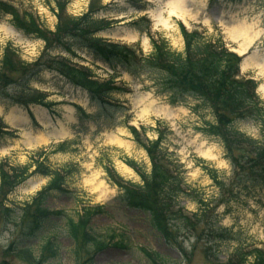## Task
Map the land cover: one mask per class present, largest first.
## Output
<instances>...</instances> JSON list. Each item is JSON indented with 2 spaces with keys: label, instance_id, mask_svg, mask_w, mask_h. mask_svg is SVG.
Here are the masks:
<instances>
[{
  "label": "rangeland",
  "instance_id": "1",
  "mask_svg": "<svg viewBox=\"0 0 264 264\" xmlns=\"http://www.w3.org/2000/svg\"><path fill=\"white\" fill-rule=\"evenodd\" d=\"M18 8L22 13L33 15L41 27L47 31H56L58 18L55 15L56 3L68 1V12L72 16L83 17L90 10L92 0H6ZM185 9L191 14L190 18H184L188 30H199L214 38H222L234 51L241 52L242 41L229 39L217 27L214 19L256 20L261 36L250 48L245 51L241 74L243 78H252L260 85H264V68L260 70L258 64L264 66V0H185ZM103 5L115 4L113 10L99 13L98 19L107 20L113 28L112 32L101 34V37L113 42H121L130 46H141L144 54L152 50L150 40L129 24L137 22L141 18H149L152 22L153 34H162L169 43L178 51L185 47L183 35L180 29V20L167 13L160 12L159 5L152 4L148 0H138L136 5L123 0H102ZM207 17L211 21V28L205 27L201 21ZM137 36V37H136ZM136 37V38H135ZM11 45L17 51L21 61L27 64L45 60H62L71 63L72 67L88 68L93 72L94 78L99 82H107L114 77L122 92L115 94V98L126 103L132 124L140 127L147 126L152 132L147 136L151 140L157 138L154 128L161 123V127H168L169 133L165 139V147L174 153L176 161L183 165L186 184L210 204L216 214L224 215L220 225H223L231 235L230 241H225L220 246V260L226 262L236 248L244 246L245 249H264V196L248 199L247 204H232L230 212L226 210L221 201L225 193L210 178L205 169H213L218 172L220 181L230 185L234 178V171L230 162L226 160L222 141L209 136L203 131L207 123H214L213 116L208 110L196 112L195 100L187 104H169L168 98L148 91L142 84L127 74L112 75L111 70L98 59H94L87 52L76 50V55L70 57L66 52L58 53L56 50L45 54L44 41L25 37L20 31L14 29L10 16L0 17V54L4 55L5 49ZM60 54V55H59ZM248 63L249 65H246ZM34 87L42 93H49L45 103L49 106L33 105L31 108L37 123L31 121L28 111L23 107L0 105V116L9 130L0 138V149L6 148V154H0V163L8 157L14 166L25 165L31 161L40 160V154L47 151L51 168L66 174L68 178L66 188L70 190L69 196L52 194L48 198L47 206L54 211H63L61 218H55L54 225L42 232L37 240L30 241L29 248L32 255L37 258L38 264H154L144 251L159 255L164 264H215L205 258L202 240L198 241V230L192 228L178 235L172 242L166 241L158 232L150 226L149 217L140 211L130 210L119 203L120 189L109 181L107 169L114 170L126 181L140 183L139 176L125 164L124 160H134L138 164H144L150 169L151 164L147 153L134 142V135L123 124L121 114L107 123H101L83 130L87 122L78 121V116L72 104H79L87 111H93L87 91L73 88L57 73L45 71L41 76V82H33ZM149 85L150 83H145ZM63 92V95L59 93ZM258 93L264 100V93ZM15 111V112H14ZM13 112L16 122L8 121ZM57 112L58 116L52 114ZM240 130L248 137L260 140V127L254 123H240ZM67 129L71 136L67 137V147L64 151L57 150L52 144L53 139L44 143H35L37 136L48 137L58 130ZM6 133V132H4ZM27 133L33 143H29L23 136ZM117 138V139H114ZM120 140L123 143H117ZM207 150L213 156H206ZM65 172V173H64ZM52 181L50 177L36 175L30 177L24 184L15 190L8 198V205L23 207L27 202L37 197ZM89 181L102 182L108 194L107 198H100V193L89 185ZM35 187V188H34ZM187 212H197L198 205L190 200L182 201ZM104 206L106 213L95 216L92 220L91 230L108 244L103 251L93 256L88 252V244L85 241H75L70 235L68 221L70 218L78 220L88 210L94 207ZM204 226L201 228L203 229ZM117 238L112 240V235ZM20 236V229L10 227V230L0 231V264H32L30 261L9 253L10 244ZM178 239H177V238ZM52 240L58 249V258L49 259L45 247ZM93 256V257H92Z\"/></svg>",
  "mask_w": 264,
  "mask_h": 264
},
{
  "label": "trees",
  "instance_id": "2",
  "mask_svg": "<svg viewBox=\"0 0 264 264\" xmlns=\"http://www.w3.org/2000/svg\"><path fill=\"white\" fill-rule=\"evenodd\" d=\"M123 1L136 5L138 0ZM114 5L106 6L102 0H93L89 12L79 18L69 14L67 1L57 2L55 13L58 24L56 31L51 32L41 27L33 15L21 13L2 1L0 17L10 16L14 29L25 37L43 40L47 55L52 50L66 52L70 56H75L76 50L85 51L107 64L116 75L122 72L129 74L144 89H153L155 94L165 96L171 106H183L190 100L199 102L193 110L197 113L208 110L215 121L207 123L203 132L222 141L226 160L234 171L232 183L226 185L220 181L217 171L205 169L211 180L225 193L221 201L226 208L223 214L227 215L234 203L247 204L248 199L264 196V100L257 94L259 84L252 78L241 76L243 58L233 53L222 38L208 36L203 31L190 32L183 24H180V29L185 47L180 52L162 34H153L152 24L146 18L130 26L140 34L149 36L152 51L148 55L143 53L139 44L131 47L98 37L99 33L112 28L107 20L98 19L95 15L113 10ZM4 52V55L0 54V105L23 106L27 109L33 105H44L47 94L36 89L33 82H41L42 74L50 71L57 73L73 88L87 91L95 111L92 114L85 113L76 104L80 124L87 120L95 124L98 121L107 123L115 120L119 114L123 116L121 122L127 124L126 115L129 111L115 98V94L123 90L115 85L113 78L107 82L94 80L91 70L72 67L64 58L48 61L43 57L30 65L21 61L17 51L10 45ZM249 122L260 127V140L248 137L240 130V123ZM5 128L1 117L0 134ZM167 129L165 126L162 128L161 123L157 124L154 128L157 138L151 140L147 136L152 132L150 128L141 126L138 131L128 126L134 135V142L147 153L151 167L147 169L144 164L134 160H124L140 176V184L128 182L114 170L107 169L109 181L120 189L118 201L121 206L146 214L151 228L169 242H173L174 236L178 237L182 231L191 228L198 230V241L202 240L205 258L215 264H264V250H247L244 246L236 248L227 262H221L220 246L230 241L233 235L220 225L224 215L216 214L210 204H206L205 199L186 184L183 165L164 145L169 134ZM65 149L62 145L58 148L61 151ZM40 158L25 166H12L7 158L0 164V231H8L11 226L20 229L19 238L10 244L8 252L32 264H38L39 261L32 255L28 243L39 239L45 229L54 225L55 218L64 215L63 211L49 209L48 198L55 193L65 196L71 194L66 189V175L51 168L44 154ZM33 168L36 169L34 172ZM36 175L50 177L52 181L37 198L23 207L8 205V197ZM187 200L198 205L197 212L188 213L185 206L181 205L182 201ZM104 213L105 208L98 206L88 209L77 221L72 218L67 220L70 235L75 241H85L88 252L93 256L109 244L91 230L92 219ZM111 238L114 240L116 236ZM45 252L51 255L49 259L59 256L57 245L52 242L47 243ZM146 256L154 264H164L159 255L147 253Z\"/></svg>",
  "mask_w": 264,
  "mask_h": 264
},
{
  "label": "bare ground",
  "instance_id": "3",
  "mask_svg": "<svg viewBox=\"0 0 264 264\" xmlns=\"http://www.w3.org/2000/svg\"><path fill=\"white\" fill-rule=\"evenodd\" d=\"M149 2L159 5L160 6V12L167 13L170 16H174L178 18L179 20H183L184 18H190L191 14L185 9L184 3L185 0H149ZM217 21V27L222 32V34H225L229 39L232 41L234 40H240L242 41V50L239 52L241 55L245 54V51H247L248 48H250L253 44H255L256 40L261 36L262 30L259 29L256 20H246L245 18H239L236 20H224L223 18L214 19ZM201 23L205 27L211 28V21L205 17L202 19ZM137 37V36H136ZM135 37V38H136ZM249 65L246 63L245 67ZM260 70H263L264 66L258 64L257 65ZM259 91L264 93V85H260ZM15 112V111H14ZM16 116L13 115V112L9 115L7 118L10 123L16 122ZM23 136L29 141V143H33L31 141V137L28 136L27 133H23ZM71 136L69 131L67 129L58 130L56 132H53L48 135V137H40L37 136L34 139L35 143H46L50 138L54 140L52 144H60L66 141L67 137ZM117 139V138H114ZM117 143H123L120 140H116ZM7 149L3 147V149H0V154H6ZM206 156H213L211 151L207 150L205 153ZM89 185L95 191L100 193V198H107L108 192L106 188L104 187V184L101 182H94L89 181ZM35 188V187H34Z\"/></svg>",
  "mask_w": 264,
  "mask_h": 264
}]
</instances>
